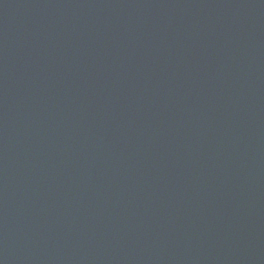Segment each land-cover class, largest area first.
Instances as JSON below:
<instances>
[{"label":"water","instance_id":"obj_1","mask_svg":"<svg viewBox=\"0 0 264 264\" xmlns=\"http://www.w3.org/2000/svg\"><path fill=\"white\" fill-rule=\"evenodd\" d=\"M0 264H264V0H0Z\"/></svg>","mask_w":264,"mask_h":264}]
</instances>
